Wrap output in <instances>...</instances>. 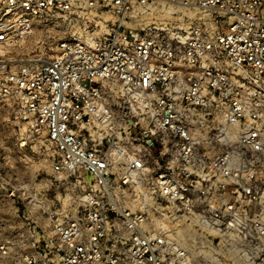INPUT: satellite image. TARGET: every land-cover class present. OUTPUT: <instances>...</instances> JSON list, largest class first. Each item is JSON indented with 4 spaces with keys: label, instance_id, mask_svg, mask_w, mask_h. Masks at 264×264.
I'll list each match as a JSON object with an SVG mask.
<instances>
[{
    "label": "built area",
    "instance_id": "obj_1",
    "mask_svg": "<svg viewBox=\"0 0 264 264\" xmlns=\"http://www.w3.org/2000/svg\"><path fill=\"white\" fill-rule=\"evenodd\" d=\"M189 9L207 19L136 28ZM42 21L84 35L62 38L47 61L0 60V97L53 174L88 181L83 213L32 232L17 264H192L178 223L264 264V0H0V48ZM109 85L120 89L113 105ZM201 115L223 139L235 129L237 148L201 159Z\"/></svg>",
    "mask_w": 264,
    "mask_h": 264
},
{
    "label": "rangeland",
    "instance_id": "obj_2",
    "mask_svg": "<svg viewBox=\"0 0 264 264\" xmlns=\"http://www.w3.org/2000/svg\"><path fill=\"white\" fill-rule=\"evenodd\" d=\"M205 19L207 16L197 10H178L175 17L165 12L156 15V19L143 15L136 28L155 21L186 28ZM101 20L109 26L116 21L106 14L101 16ZM83 28L82 24L73 27L60 21L57 25L42 21L27 37L3 45L0 60L10 68L47 61L56 55V45L62 38L74 33L84 35ZM119 90L118 86H107V105L115 103ZM16 112L12 101L0 97V241L11 249V259L0 261V264H17V257L34 241L32 232L47 234L53 222L79 217L85 208L84 185L88 181L84 174L77 179L53 174L45 146L27 140L25 125L16 118ZM197 117L199 120H194V138L200 142L203 140L198 154L206 163L217 154L237 148L235 129H232L229 139H223L217 132L216 121L207 116ZM250 207L251 210H259L258 203ZM173 234L176 239L184 240L183 246L190 253L192 264H247L241 258L245 252L241 253L238 247L218 251L207 243L215 241L216 245L217 240L213 236H203L187 224H175Z\"/></svg>",
    "mask_w": 264,
    "mask_h": 264
},
{
    "label": "bare ground",
    "instance_id": "obj_3",
    "mask_svg": "<svg viewBox=\"0 0 264 264\" xmlns=\"http://www.w3.org/2000/svg\"><path fill=\"white\" fill-rule=\"evenodd\" d=\"M186 11V10H185ZM168 14V13H167ZM241 258H244L243 256H241Z\"/></svg>",
    "mask_w": 264,
    "mask_h": 264
}]
</instances>
